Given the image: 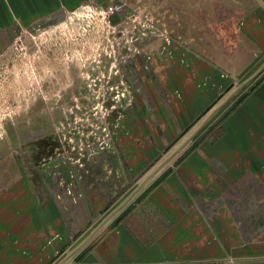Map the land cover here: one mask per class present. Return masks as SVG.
I'll list each match as a JSON object with an SVG mask.
<instances>
[{"label":"rangeland","instance_id":"1","mask_svg":"<svg viewBox=\"0 0 264 264\" xmlns=\"http://www.w3.org/2000/svg\"><path fill=\"white\" fill-rule=\"evenodd\" d=\"M263 63L264 0H99L20 26L0 53V264H59ZM263 83L264 69L62 264ZM241 199L211 209L222 264H264V191Z\"/></svg>","mask_w":264,"mask_h":264},{"label":"crops","instance_id":"2","mask_svg":"<svg viewBox=\"0 0 264 264\" xmlns=\"http://www.w3.org/2000/svg\"><path fill=\"white\" fill-rule=\"evenodd\" d=\"M92 1L99 0H0V53L10 46L20 26L75 11ZM156 183L139 208L104 231L73 263L226 261L209 217L211 209L242 207L244 191H264V83L223 120L219 138L203 143ZM247 202L258 204L256 197ZM219 211L215 223L224 224L226 237L225 223L232 218Z\"/></svg>","mask_w":264,"mask_h":264},{"label":"water","instance_id":"3","mask_svg":"<svg viewBox=\"0 0 264 264\" xmlns=\"http://www.w3.org/2000/svg\"><path fill=\"white\" fill-rule=\"evenodd\" d=\"M264 69V63L259 67L258 70H256L252 75H250L247 79H245L242 83H240L222 102H220L218 105H216L207 115L206 117L202 120V122L192 131V133L165 159H163L158 165L148 174L146 175L142 181L138 184V186L126 197V199L113 211L109 213L102 221L101 223L90 233V235L82 241L79 245H77L67 257H64L62 261L59 264H62L65 261V258L68 259V257L74 253L77 249H79L86 241H88L91 236L95 233V231L99 228L100 225H102L106 219L113 215L115 212H117L121 207H123L128 200L140 189V187L146 183L161 167L166 163L177 151H179L181 148H183L196 134L197 132L204 126L208 118L219 108H221L224 104L227 103V101L239 90L241 89L244 85H246L249 81H251L253 78H255L262 70Z\"/></svg>","mask_w":264,"mask_h":264}]
</instances>
